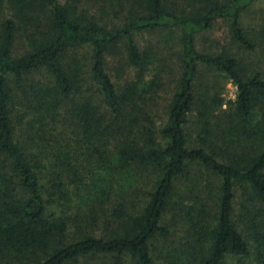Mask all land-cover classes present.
Listing matches in <instances>:
<instances>
[{
    "label": "trees",
    "instance_id": "obj_1",
    "mask_svg": "<svg viewBox=\"0 0 264 264\" xmlns=\"http://www.w3.org/2000/svg\"><path fill=\"white\" fill-rule=\"evenodd\" d=\"M255 1L0 0V264H225L247 236L264 264V78L195 46L225 20L254 50L240 18ZM152 35L180 49L162 121L137 42ZM120 48L136 73L117 87ZM205 72L236 87L231 107Z\"/></svg>",
    "mask_w": 264,
    "mask_h": 264
},
{
    "label": "rangeland",
    "instance_id": "obj_2",
    "mask_svg": "<svg viewBox=\"0 0 264 264\" xmlns=\"http://www.w3.org/2000/svg\"><path fill=\"white\" fill-rule=\"evenodd\" d=\"M8 17L4 13L0 17V21ZM240 25L247 33L249 39L255 45L252 51L245 50L231 40V33L229 30V23L225 20H219L209 30L202 31L195 37L196 50L204 54H218L225 51L228 55L235 57L243 71L247 75L253 72H259L264 78V0H256L240 18ZM139 48L142 52L151 49L153 55V63L147 72V79H151L154 74L159 73L163 81V89L160 93V102L158 109V118L160 121L165 119V109L169 97L175 90V81L177 78V68L179 62L177 54L179 52L178 44L175 40H171L165 35H152L137 37ZM177 43V41H176ZM118 54L107 56V71L111 75L116 86L122 85L125 81L131 80L135 75V70L126 65L123 49L120 48ZM18 52H23V48H17ZM161 70V72H159ZM162 73V74H161ZM41 76H37V79ZM211 87L215 85L219 98L222 100V109L229 108L232 102L236 99V87L223 76H218L214 73L205 72L203 85ZM197 110H194L189 117V122L186 125V130L191 139L193 146L199 126L197 124ZM220 112V111H219ZM196 173L198 170L194 168ZM185 183L182 181L178 188L181 191ZM236 210L238 208L236 207ZM187 227L183 224L177 223L175 230H177V241L185 235ZM240 231L244 236L242 226ZM246 242L249 246L248 256H229L225 260V264H257L256 248L248 236Z\"/></svg>",
    "mask_w": 264,
    "mask_h": 264
}]
</instances>
